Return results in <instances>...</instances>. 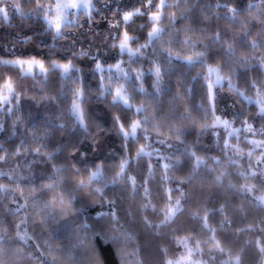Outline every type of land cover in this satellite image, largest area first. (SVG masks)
Returning <instances> with one entry per match:
<instances>
[{"label": "clouds", "instance_id": "clouds-1", "mask_svg": "<svg viewBox=\"0 0 264 264\" xmlns=\"http://www.w3.org/2000/svg\"><path fill=\"white\" fill-rule=\"evenodd\" d=\"M0 264H264V0H0Z\"/></svg>", "mask_w": 264, "mask_h": 264}]
</instances>
